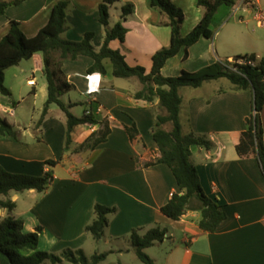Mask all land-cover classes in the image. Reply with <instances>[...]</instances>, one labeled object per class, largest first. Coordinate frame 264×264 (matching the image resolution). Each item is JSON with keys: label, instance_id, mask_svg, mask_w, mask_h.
<instances>
[{"label": "crops", "instance_id": "crops-1", "mask_svg": "<svg viewBox=\"0 0 264 264\" xmlns=\"http://www.w3.org/2000/svg\"><path fill=\"white\" fill-rule=\"evenodd\" d=\"M56 1L22 0L7 8L0 14V40L8 32L11 20L19 23L27 37L34 36L47 23ZM68 1L63 38L78 41L86 32H92L93 44L100 48L105 27L99 21L98 6L103 0ZM170 1L183 13L181 34L186 35L200 21L204 8L197 5V0ZM258 1L264 6V0ZM238 3L239 0L233 7ZM125 5H132V12L122 18ZM109 15V28L121 21L127 30L123 42L112 40L110 47L120 50L130 66H142L148 73L154 53L170 43L167 16L153 9L149 0H119L109 6ZM188 16L190 22L184 27ZM240 16L249 17L250 13L242 11ZM248 23L249 20L240 18L238 23L224 22L220 44L212 37H201L186 51L181 49L169 58L161 74L173 77L183 70L192 72L235 57L240 55L242 42L247 44L245 54L264 56L257 46L258 39L251 34L245 36L236 27ZM92 63V58L80 56L61 66L67 81L74 85L61 99L67 104L76 103L70 108L72 114L73 109L81 106L82 114L90 111L98 121L74 126L71 147L97 132L103 120L110 129L103 142L81 152L64 151L67 118L60 108L62 113L53 109L54 104L37 125L42 112L38 100L44 105L47 98L42 54L35 53L31 59L5 70L4 82L12 101L3 96L6 103H0V115L4 116L2 107H12L14 114L10 116L14 117L26 101L32 113L41 109L27 126H16L15 121L8 120L19 140L9 135L0 137V166L6 171L29 175L52 171V181L44 191L30 189L11 192L9 196L16 203L12 214L24 222L23 231L41 228L37 249L57 255L64 249H82L86 254V248L97 241L87 234L85 226L93 218L94 204L100 203L116 208L100 239L112 253L101 264H123L121 259L116 262L109 258L115 254L121 257L132 250L128 236L133 230L142 235L155 225L167 228L158 258H152L157 264H264V173L256 156L241 157L236 152L245 121L252 112V93L235 90L231 84L215 87L212 81L197 88L179 89L183 132L191 131L211 143L210 147L191 148V160L201 187L222 205L226 215L214 231L205 232L198 225L202 201L191 197L185 214L178 220L165 216L162 205L173 193H179L175 178L166 164L143 165L158 156L152 138L158 99H135L134 94L142 88L139 80L114 77L109 61L105 62L106 74L88 75ZM37 73L40 80L35 77ZM32 78L34 84H27ZM260 120L264 133V106ZM132 125L137 131L135 140H131L126 130ZM48 159L57 163L47 166ZM6 214V209H0L1 217Z\"/></svg>", "mask_w": 264, "mask_h": 264}, {"label": "trees", "instance_id": "trees-1", "mask_svg": "<svg viewBox=\"0 0 264 264\" xmlns=\"http://www.w3.org/2000/svg\"><path fill=\"white\" fill-rule=\"evenodd\" d=\"M118 1L103 0L98 6L99 21L105 27V35L100 48L94 46L92 32H86L78 41L63 38L62 34L67 29L68 0H58L54 3L47 23L32 37H27L19 27V23L11 20L8 32L0 40V94L11 97V91L4 82L5 70L18 65L23 60L31 59L35 53H41L43 75L47 83V98L37 125L47 114L50 105H57L67 118L64 151L81 152L93 149L103 142L110 129L108 123L103 120L101 121L102 127L97 132L92 133L81 144L71 147V133L74 126L93 125L98 121L90 111L89 113L84 111L79 117L73 115L70 108L76 103L67 104L61 99L63 94L74 89V85L67 81L61 69L63 62L75 61L80 56H88L93 59L92 65L87 69L88 75L106 74L105 62L109 61L111 74L114 77L137 78L142 88L134 94V98L143 101H153L157 98L159 109L155 126L152 129V138L156 144L158 156L143 165L166 164L179 188V193H173L169 201L162 205L161 212L173 220H178L185 214L189 199L195 196L203 204L198 225L201 230L212 232L226 215L222 205L204 193L197 169L191 160L193 146L210 147L211 143L203 136L191 131L183 132L180 120L179 89L181 87L197 88L205 82L227 78L233 89L250 91L253 95L252 112L245 121L244 130L236 145V152L241 157L256 156L264 173V133L260 120V113L264 106V56L257 58L253 54L237 55L234 57L235 60L250 59L254 61V64L218 61L196 71L183 70L177 76L165 77L161 74V68L166 61L181 49L186 51L201 37L211 38L213 36L211 26L217 9L221 5L232 6L235 2L233 0H197V5L204 8V13L200 21L186 35H182V11L170 0H149L153 9L167 16V26L170 27L171 35L169 45L152 56V67L147 73L142 66H130L120 50L110 47L112 40L117 39L123 42L127 31L121 21L111 28L108 27L109 6ZM20 2L22 0L0 1V14ZM131 12L132 5H125L122 8V18ZM230 67H234L235 70ZM126 130L131 140H135L137 135L135 126L126 127ZM4 135L19 140L14 126L0 115V137ZM56 163L57 161L53 159L45 161V165L50 167ZM51 178L50 169L43 171L41 175H29L8 172L0 166V209L7 211L5 216H0V264H42L46 260L52 264H60L63 260L71 264H101L112 253V251L96 252L88 259L82 249H64L60 255L37 249L41 228L38 227L32 232H24L23 220L12 214L16 203L9 196L11 192L20 193L30 189L44 191L50 185ZM115 212V207L95 203L93 218L85 226L87 234L96 241L102 239L109 216ZM166 234L167 228L155 225L142 235L135 229L128 238L142 263L157 264L144 250L162 242Z\"/></svg>", "mask_w": 264, "mask_h": 264}, {"label": "rangeland", "instance_id": "rangeland-1", "mask_svg": "<svg viewBox=\"0 0 264 264\" xmlns=\"http://www.w3.org/2000/svg\"><path fill=\"white\" fill-rule=\"evenodd\" d=\"M234 2L237 3V0H233ZM235 5V4H234ZM232 6H227V5H221L219 6V8L217 9L214 18H213V23L211 26V29L213 31V36L212 38L214 40H216L215 42L217 44L221 43L223 34H224V30H221V24H223L224 22H229L230 24H234V23H238V20L240 18V14H242V10L237 11L236 14H233V10L236 7ZM245 15V13H243ZM190 15V14H189ZM189 19L190 17L188 16L186 22L184 23V27H187V25L189 24ZM248 19V17H247ZM114 20V13L111 19V22ZM236 27L239 29V31L241 33H243L245 36H247L248 34L254 35L258 40L256 41L257 46L259 47V49L261 50V54L264 55V28H260V27H256L255 24L249 20L248 24H240ZM185 30V29H184ZM220 31V32H219ZM240 49L241 51H239L240 53L238 54H245L247 51V44L246 42H242ZM237 56V55H235ZM234 59V57L225 59L224 61H226L227 63H231L232 60ZM36 79L40 80V74L37 73L35 75ZM212 85H214L215 87H221V86H226L228 84H230L229 80L227 78H219L215 81L211 82ZM10 100L12 101V99L10 98ZM40 100V99H39ZM38 100V107L41 106V108H43V105L40 103V101ZM0 103H6V101L4 100V97L2 94H0ZM16 103V102H15ZM2 109V108H1ZM53 109H55L57 112H60V109L57 105H53ZM41 111V109H36V111H34V113H32L31 107L29 106V102L26 101L24 103H22V106L19 107L16 111V115L10 116V114L5 113L1 110V113L7 118V120L9 121H15L16 122V126L20 125H25L27 126L28 124L31 123V121L33 120L32 116H36L38 115V113ZM62 113V112H60ZM73 114L74 115H81L82 114V107L79 106L75 109H73ZM160 243H157L154 247L152 246V248H147L144 250V252L150 256L151 258L155 257L158 258V254L160 252ZM165 246H167V243H165ZM131 251L129 253H125L123 256L118 257L116 254L112 255L109 259L110 260H115L116 262H119L118 260L121 259V262L123 264H144L142 263L136 253L135 250L133 248V246H131ZM110 247L105 245L103 240L97 241V242H92L91 246H88L86 248V256L88 259L91 258V256L94 253H101V252H106ZM42 264H52L49 260H46L45 262H43ZM60 264H71L68 263L67 261L65 263H60Z\"/></svg>", "mask_w": 264, "mask_h": 264}, {"label": "built area", "instance_id": "built-area-1", "mask_svg": "<svg viewBox=\"0 0 264 264\" xmlns=\"http://www.w3.org/2000/svg\"><path fill=\"white\" fill-rule=\"evenodd\" d=\"M242 10V11H247L250 13V16H240V19L242 21H252L256 27L264 28V6L259 3L258 0H239V3L235 9H233V14H236L237 11ZM232 62H236L238 64H250L253 65L254 61L250 59H233ZM231 69L235 70L234 67H230ZM27 84H34V79H30L27 81ZM3 112L8 113L10 115L14 114V108H5L2 107L1 109ZM86 113H89V111H86ZM52 181V178L50 179Z\"/></svg>", "mask_w": 264, "mask_h": 264}]
</instances>
